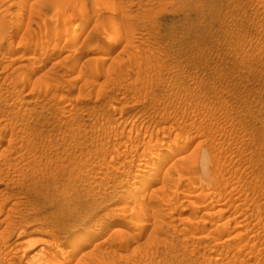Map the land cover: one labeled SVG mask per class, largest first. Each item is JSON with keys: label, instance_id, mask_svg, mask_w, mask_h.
I'll list each match as a JSON object with an SVG mask.
<instances>
[{"label": "rangeland", "instance_id": "rangeland-1", "mask_svg": "<svg viewBox=\"0 0 264 264\" xmlns=\"http://www.w3.org/2000/svg\"><path fill=\"white\" fill-rule=\"evenodd\" d=\"M0 264H264V0H0Z\"/></svg>", "mask_w": 264, "mask_h": 264}, {"label": "bare ground", "instance_id": "bare-ground-1", "mask_svg": "<svg viewBox=\"0 0 264 264\" xmlns=\"http://www.w3.org/2000/svg\"><path fill=\"white\" fill-rule=\"evenodd\" d=\"M87 19H88V17H87ZM86 23H87V22H86ZM84 25H85L84 22H82V21L80 20V21L78 22V24L76 25V28H77V29H82L83 27H85ZM86 28H87V27H86ZM3 29H4V28H3ZM77 29H76V30H77ZM83 29H84V28H83ZM84 31H85V30H84ZM82 32H83V30H82ZM77 33H78V32H77ZM75 34H76V32H75ZM78 34H79V33H78ZM80 35H81V33H80ZM72 36H73V34L71 33V37H72ZM75 36H77V35H75ZM75 36H74V37H75ZM60 37H61V36H60ZM71 37H70V38H71ZM78 37H80V36H78ZM68 38H69V37H68ZM68 38H65V41L68 40ZM70 38H69L68 41H69V42H70V41H73V39H72L73 37H72L71 39H70ZM61 39H62V38H61ZM74 40H75V39H74ZM68 41H67V42H68ZM67 42H66V43H67ZM68 44H69V43H68ZM110 45H111V44H110ZM92 48H95V49H97V50L100 51V52H103V51L106 50L105 45H101V44H98V43H97V44L95 43L94 46L92 45ZM95 51H96V50H95ZM107 51H108V50H107ZM108 53H109V52H108ZM102 54H103V53H102ZM97 57H98V56H97ZM100 57H101V55H100ZM92 58H93V57H92ZM102 59H103V58H102ZM175 137H176V136H175ZM186 137H187V136H186ZM184 138H185V137H184ZM166 142H167V141H166ZM172 142H173V141H172ZM190 142H191V141H190ZM190 142H189V140L184 139L182 142H178V141L176 140V142L172 143L173 145H171V146H169V144H168V145L166 144V145H167V149H168V151H170V153H174V152H177V153H179V152L181 153V152H182V153H183L184 148H185L186 146H188V144H189ZM160 144H161V143H160ZM186 148H187V147H186ZM186 148H185V149H186ZM163 150H164V148H163ZM158 153H159V152H158ZM182 153H181V154H182ZM174 155H175V154H174ZM180 158H181V157H180ZM182 158H183V156H182ZM184 159H185V158H184ZM180 160H181V159H180ZM176 161H177V160H176ZM216 161H217V160H216ZM174 162H175V160H174ZM174 162H173V163H174ZM174 164H175V163H174ZM190 164H191V163H190ZM215 164H216V163H215ZM202 165H204V164H202ZM206 165H207V164H205L204 166H202V167H203V172L201 171V174L204 173L205 176H206V174H207V176L209 175V177H210L211 173L213 172L212 174H214V173H215L214 171H215L216 169L212 166L215 170L213 169L214 171L211 172L210 169H209V168H211V166H209V168H208ZM210 165H212V164L210 163ZM150 166H151V165H150ZM171 166H174V165H171ZM193 166H194V165H193ZM217 166H218V165H217ZM190 167H191V166H190ZM200 167H201V166H200ZM215 167H216V166H215ZM186 168H187V167H186ZM187 169H188V168H187ZM211 169H212V168H211ZM185 171H186V170H185ZM188 171H189V170H188ZM177 172H178V171H176V173H177ZM190 172H191V171H190ZM166 174H167V173H166ZM166 174H165V175H166ZM177 174H178V173H177ZM167 175H168V174H167ZM202 175H203V174H202ZM204 175H203V176H204ZM217 175H218V174H217ZM174 176H175V175H173L172 178H173ZM177 176H178V175H177ZM198 176H199V175H198ZM203 176H202V177H203ZM207 176H206V177H207ZM220 176H221V175H220ZM164 177H166V176H164ZM164 177H163V178H164ZM170 177H171V176H170ZM178 177H179V176H178ZM178 177H176V178H178ZM193 177H194V176H193ZM196 177H197V176H196ZM211 177H212V176H211ZM174 178H175V177H174ZM203 178H204V177H203ZM207 178H208V177H207ZM215 178H216V176L214 175V178L212 177V179H215ZM169 179H171V178H169ZM181 179H182V178H181ZM188 179H189V178H188ZM205 179H206V178H205ZM210 179H211V178H210ZM219 179H220V178H219ZM162 180H163V179H162ZM166 180H167V179H166ZM166 180H164L163 182H165ZM171 180H172V179H171ZM174 180L176 181V179H174ZM174 180L172 181L173 183H174ZM195 180H196V179H195ZM199 180L201 181V180H203V179L200 178ZM208 180H209V179H208ZM208 180L203 181V183H204V182L206 183V181H208ZM217 180H218V179H217ZM226 180H227V179H226ZM167 181H168V180H167ZM197 181H198V180H197ZM209 181H210V180H209ZM187 182H188V181H187ZM194 182L196 183V181H194ZM212 182H213V181H212ZM166 183H167V182H166ZM192 183H193V182H192ZM197 183H200V182H197ZM163 184H164V183H163ZM176 184H177V183H176ZM188 184H189V183H188ZM168 185H169V184H168ZM173 185H174V184H173ZM160 186H161V185H160ZM169 186H170V185H169ZM192 186H193V185H192ZM209 186H210V184H209ZM211 186H212V185H211ZM213 186H214V185H213ZM213 186H212V187H213ZM164 187H165V186H164ZM176 187H177V186H176ZM195 187H196V186H195ZM205 188H206V187H205ZM214 188H215V187H214ZM158 189H159V188H158ZM162 189H163V188H162ZM162 189H161V190H162ZM165 189H166V188H165ZM165 189H163V191H164ZM174 189H175V188H174ZM208 189H209V188H208ZM166 190H167V189H166ZM175 190H176V189H175ZM206 190H207V188H206ZM171 191H172V193H173L174 190L172 189ZM210 191H212V190H210ZM168 192H169V193H168ZM168 192H166V193H167V194H170V190H169V189H168ZM172 193L170 194V196H172ZM209 193H210V192H209ZM217 193H218V192H217ZM175 194H177V193H175ZM175 194H174V195H175ZM210 194H211V193H210ZM163 195L166 196L165 192H164ZM167 196H168V195H167ZM167 196L164 197V198H167L168 200H170V199H171L170 196H169V198H168ZM205 196H206V195H205ZM221 196H222V195H221ZM172 197H174V196H172ZM207 198H208V197H207ZM235 198H236V196L234 197V200H235ZM167 199H165V200H167ZM236 199H238V197H237ZM141 200H142V199H141ZM173 200H174V199H172V201H173ZM172 201H170V202L172 203ZM210 201H211V200H210ZM164 202H165V201H164ZM170 202L168 203V202L166 201L165 204L167 205V203H168V204L171 205ZM216 202H217V201H216ZM140 204H141V206H142V203H140ZM163 204H164V203H163ZM222 204H223V203H222ZM139 207H140V206H139ZM170 207H171V206H170ZM122 208H123V207H122ZM142 208H143V207H142ZM145 208H146V207H145ZM145 210H146V209H145ZM153 210H154V209H153ZM133 212H134V211H133ZM145 212H146V211H145ZM156 213H158V212H156ZM158 215H159V214H158ZM136 218H137V216H136ZM136 218H135V219H136ZM138 218H139V216H138ZM140 218H141V217H140ZM143 218H144V217H143ZM154 218H156V217L154 216ZM141 220H143V219L141 218ZM131 221L134 222V223H133L134 226L137 225L140 229H143V228L145 227V224H144V223H146V222L142 223V221H140V219H139V220L137 219V220H135V221H134V220H131ZM144 221H145V220H144ZM148 223H149V222H148ZM148 223H147V224H148ZM136 228H137V227H136ZM139 234H140V233H139Z\"/></svg>", "mask_w": 264, "mask_h": 264}, {"label": "clouds", "instance_id": "clouds-1", "mask_svg": "<svg viewBox=\"0 0 264 264\" xmlns=\"http://www.w3.org/2000/svg\"><path fill=\"white\" fill-rule=\"evenodd\" d=\"M205 160H207V154H205Z\"/></svg>", "mask_w": 264, "mask_h": 264}]
</instances>
